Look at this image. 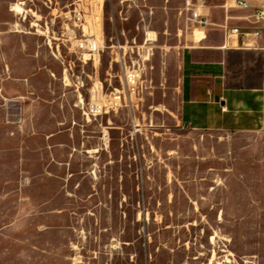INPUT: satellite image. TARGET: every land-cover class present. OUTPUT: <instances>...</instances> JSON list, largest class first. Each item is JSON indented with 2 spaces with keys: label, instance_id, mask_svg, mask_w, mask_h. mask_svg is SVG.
<instances>
[{
  "label": "rangeland",
  "instance_id": "1",
  "mask_svg": "<svg viewBox=\"0 0 264 264\" xmlns=\"http://www.w3.org/2000/svg\"><path fill=\"white\" fill-rule=\"evenodd\" d=\"M196 4L0 0V264H264V130L178 122Z\"/></svg>",
  "mask_w": 264,
  "mask_h": 264
},
{
  "label": "crops",
  "instance_id": "2",
  "mask_svg": "<svg viewBox=\"0 0 264 264\" xmlns=\"http://www.w3.org/2000/svg\"><path fill=\"white\" fill-rule=\"evenodd\" d=\"M198 3L194 10L207 17L210 25L199 27L205 36L181 53L180 126L192 132L255 133L264 130V40L257 41L254 47H246V41L241 38L226 43L220 26L231 18L228 21L231 26L249 28V24L240 19L245 13L234 8L235 0H198ZM3 99L0 84L1 109L5 106ZM9 103L17 105L20 101ZM12 123L19 125L20 121ZM14 135L12 132L11 136ZM55 135L46 136V139ZM11 140L19 142L20 139ZM16 150L21 154L23 148ZM3 152L0 147V154ZM15 168L21 173L28 172V168L24 170L21 165ZM3 171L4 165L0 163V233L4 228L6 200L3 188L9 184V181L3 182ZM34 179V176L28 177L21 187L29 186Z\"/></svg>",
  "mask_w": 264,
  "mask_h": 264
},
{
  "label": "built area",
  "instance_id": "3",
  "mask_svg": "<svg viewBox=\"0 0 264 264\" xmlns=\"http://www.w3.org/2000/svg\"><path fill=\"white\" fill-rule=\"evenodd\" d=\"M234 8L245 13L240 19L249 24V28L243 29L241 27L231 26L227 18L226 22L220 26L226 43L233 40L243 39L246 41V47H254L257 41L264 40V2L261 0H235ZM188 21L197 27H207L210 22L207 17L203 16L199 11L192 10ZM137 78L135 72L127 74V81L129 84H134ZM115 100H120L116 98ZM118 103L117 101L115 104ZM89 114L93 117L102 113L101 104H92L89 107Z\"/></svg>",
  "mask_w": 264,
  "mask_h": 264
},
{
  "label": "bare ground",
  "instance_id": "4",
  "mask_svg": "<svg viewBox=\"0 0 264 264\" xmlns=\"http://www.w3.org/2000/svg\"><path fill=\"white\" fill-rule=\"evenodd\" d=\"M16 8V7H15Z\"/></svg>",
  "mask_w": 264,
  "mask_h": 264
}]
</instances>
